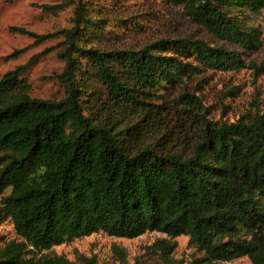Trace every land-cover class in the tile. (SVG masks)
Masks as SVG:
<instances>
[{
  "label": "trees",
  "instance_id": "trees-1",
  "mask_svg": "<svg viewBox=\"0 0 264 264\" xmlns=\"http://www.w3.org/2000/svg\"><path fill=\"white\" fill-rule=\"evenodd\" d=\"M164 1L217 40L261 46L259 30L239 15L264 16V0ZM89 2L78 0L63 30L61 99L30 96L28 65L0 78V225L10 220L21 240L0 248V264H70L41 252L97 232L133 239L153 231L186 236L202 253L189 264H264V112L207 122L187 157L162 152L158 139L154 148H130L143 136L139 122L145 130L163 122L157 92L206 69L238 71L243 53L191 39L138 51L94 46L111 22L93 16ZM155 244L165 264H176L168 258L174 245Z\"/></svg>",
  "mask_w": 264,
  "mask_h": 264
},
{
  "label": "rangeland",
  "instance_id": "rangeland-1",
  "mask_svg": "<svg viewBox=\"0 0 264 264\" xmlns=\"http://www.w3.org/2000/svg\"><path fill=\"white\" fill-rule=\"evenodd\" d=\"M84 0H80L83 3ZM89 12L110 21L102 41L94 46L130 49L160 40H201L212 47H223L243 53L244 67L238 71H212L206 69L173 89L159 91L152 103L159 105L160 125L146 128L142 138L131 143L135 151L155 147L160 140L162 152L187 157L198 142L206 123H233L243 115L264 112V16L259 13H240V19L261 33V46L256 51L240 50L217 40L202 27L188 20L182 9L164 0H89ZM78 0H0V78L18 66L28 65L24 78L30 96L38 99L59 100L63 89L58 83L64 68L59 56L64 40L63 30L73 26L74 8ZM138 25V26H137ZM18 29L45 37L36 40L20 34ZM25 49L16 58L9 56ZM193 98L179 99L181 95ZM181 101V102H180ZM185 101V102H184ZM144 114V113H143ZM142 117V115H141ZM128 118L126 122L130 121ZM136 121V120H135ZM134 121V122H135ZM7 192H5L6 194ZM20 242L10 220L0 225V248L9 242ZM163 241L174 248L168 258L176 264H189L202 253L188 244L186 236L167 237L158 232H146L133 239L108 236L103 232L54 246L41 254L61 256L70 264H82L81 257L93 258L96 264H165L156 242ZM123 253V259L114 248ZM223 264H251L240 257Z\"/></svg>",
  "mask_w": 264,
  "mask_h": 264
}]
</instances>
